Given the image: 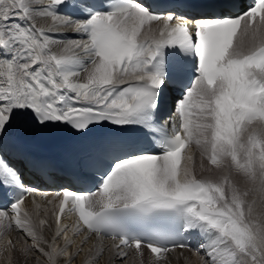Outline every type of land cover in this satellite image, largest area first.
Instances as JSON below:
<instances>
[{
  "label": "snow or ice",
  "instance_id": "snow-or-ice-1",
  "mask_svg": "<svg viewBox=\"0 0 264 264\" xmlns=\"http://www.w3.org/2000/svg\"><path fill=\"white\" fill-rule=\"evenodd\" d=\"M21 122L109 133L85 157L94 188L56 192L51 219L35 199L23 207L37 190L0 152L5 264H75L93 239L84 264H129L144 249L153 264L176 249L201 264H264V221L246 199L264 203V0L200 18L157 0H0V143ZM205 158L226 174L198 175Z\"/></svg>",
  "mask_w": 264,
  "mask_h": 264
},
{
  "label": "bare ground",
  "instance_id": "bare-ground-1",
  "mask_svg": "<svg viewBox=\"0 0 264 264\" xmlns=\"http://www.w3.org/2000/svg\"><path fill=\"white\" fill-rule=\"evenodd\" d=\"M237 6H242L241 0H237ZM241 9H244V7L243 8L241 7ZM241 9H239V10H241ZM16 129L17 128L14 127L11 130V132L15 131ZM3 143H0V144L2 145ZM189 154L193 155L195 164L199 165L201 158H200L198 150L194 146L191 148V151ZM203 163H204V171H203V173H200L198 170V175H202L205 177H211L213 180H216V179H219V177L221 175L226 174L223 170H217V169L208 167L207 166L208 160L206 158L203 160ZM214 175H217V176L214 177ZM228 175L230 176V179L238 185V187L240 188L241 191H245V190L250 188V185L242 182V179H239V180L235 179L233 177L234 173H229ZM36 193L39 196H43L44 194H47V199L46 200L42 199L39 196H32V197H29L28 199L25 200L23 207H25L29 210H33L34 205L32 204V201H33V199H35L36 203L41 205V212H40L41 218H43L45 216L43 209L47 208L48 209L47 217L49 219H51L52 206L48 205L47 201L52 200L55 192L53 193L50 191H47V192L37 191ZM252 198L256 199V205L254 208V218H256L257 220L264 221V203H261V200H260V197L258 194L252 193ZM73 219H74V217H70L68 215H65V217L62 220V223L71 224ZM44 235L47 238H51L52 232L49 229L45 228L44 229ZM5 239H11L12 241H16L18 239V233L16 231H11L9 233H6ZM61 243H62V241H61ZM94 243H95V239H93L92 243H89L87 245V247L85 248V251H84V255H82L78 260H76L75 264H84L85 258L88 256V250L92 248ZM101 243L105 246V249H107V246H109L112 243V241L106 240V239H101ZM144 254L146 255V260H144L142 257H139V258L132 257L129 260V264H139L140 261H142V264H153L152 256L149 253H147L145 250H144ZM168 255H169V264H185V258L188 259L189 264H201L200 257L198 255H195L194 253H192L189 250H175L173 252H170ZM21 260H22V258H21ZM0 264H5V261L3 258H0ZM13 264H18V261L15 257L13 258ZM61 264H62V262H61ZM100 264H120V261L119 260H111L110 255H109L108 258L101 260Z\"/></svg>",
  "mask_w": 264,
  "mask_h": 264
},
{
  "label": "rangeland",
  "instance_id": "rangeland-1",
  "mask_svg": "<svg viewBox=\"0 0 264 264\" xmlns=\"http://www.w3.org/2000/svg\"><path fill=\"white\" fill-rule=\"evenodd\" d=\"M207 166L208 167H210V168H214V166H212L211 164H210V162L208 161V163H207ZM217 171V170H216ZM217 175H214V177H216ZM233 177L235 178V179H242V182H244V180H243V178L242 177H239L238 175H236L235 173H234V175H233ZM241 181V180H240ZM245 183V182H244ZM243 192V191H242ZM246 199H248V200H252L253 198H252V193L246 198ZM144 260H146V255L144 254L143 255V257H142Z\"/></svg>",
  "mask_w": 264,
  "mask_h": 264
}]
</instances>
